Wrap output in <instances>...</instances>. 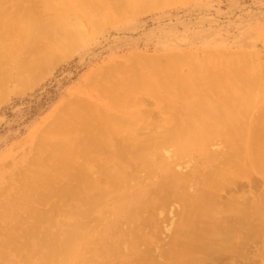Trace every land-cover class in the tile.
<instances>
[{"label": "rangeland", "instance_id": "obj_1", "mask_svg": "<svg viewBox=\"0 0 264 264\" xmlns=\"http://www.w3.org/2000/svg\"><path fill=\"white\" fill-rule=\"evenodd\" d=\"M86 1L0 0V264H174L211 201L264 203V0Z\"/></svg>", "mask_w": 264, "mask_h": 264}, {"label": "bare ground", "instance_id": "obj_2", "mask_svg": "<svg viewBox=\"0 0 264 264\" xmlns=\"http://www.w3.org/2000/svg\"><path fill=\"white\" fill-rule=\"evenodd\" d=\"M48 1V0H47ZM148 1V3H147V9H149V10H152V9H156V8H158V7H160V6H163L164 4H166L167 2H168V0H147ZM93 2H97V3H99V4H104V0H87L86 1V4H87V6L89 7V5H91V4H93ZM138 3V0H127L126 1V9H132L131 7H134V5H136ZM60 4V3H59ZM98 4V8L100 9V5ZM43 6V5H42ZM45 6V5H44ZM105 7V6H104ZM104 7H103V11H104ZM125 7H124V9H125ZM43 8V7H42ZM41 9V8H40ZM52 9H54V8H52ZM134 9V8H133ZM42 10V9H41ZM40 11V10H39ZM48 11H50V9H48ZM99 11H102V7H101V10H99ZM42 11H40V12H38V14H39V16L41 15L40 13H41ZM53 12H55L54 10L52 11V13ZM64 11H62V13H63ZM42 13H44V12H42ZM44 14H46V13H44ZM43 14V15H44ZM57 14V13H56ZM47 15V14H46ZM52 16H53V14H51ZM101 15H103V14H101ZM38 16V17H39ZM51 17V16H50ZM49 17V18H50ZM67 18H68V16H66ZM98 17V16H97ZM110 17V16H109ZM39 18H41V19H43L41 16L39 17ZM52 18V17H51ZM101 18V17H100ZM111 18V17H110ZM47 19V18H46ZM45 18H44V20H45V22L46 23H44L43 24V22H44V20H40L39 21V19H38V21L39 22H41L42 23V26H41V28L43 29V27L45 26L46 27V25H47V27L45 28V29H43V31L44 32H46L45 30H47V28L48 29H50V31L48 32V35L50 34V35H52V29L53 30H56V34H58V33H61L62 31H65L66 29H67V27L69 26V22L70 23H73V21H69L68 22V20L66 19V18H64V17H56V18H53V20L52 19H48V20H46ZM102 20V19H101ZM112 19H108V21H111ZM115 20H116V18H115ZM107 21V20H106ZM40 23V24H41ZM30 26H28V25H26L25 26V28L26 29H28ZM85 27V26H84ZM39 29L40 28H38V30L37 31H39ZM78 29V28H77ZM61 30V31H60ZM67 30H69V31H67ZM66 31V33L67 34H69V32H71L72 30L71 29H67ZM76 29H74L73 28V31H75ZM72 31V32H73ZM77 31V30H76ZM78 31H79V29H78ZM51 32V33H50ZM71 32V33H72ZM87 32V31H86ZM42 33V31L40 32V34ZM70 33V34H71ZM76 33V32H75ZM43 34V33H42ZM45 34H47V33H45ZM35 35V34H34ZM63 34L61 33V35L60 36H62ZM67 36V35H66ZM70 36V35H69ZM86 36H87V34H86ZM85 36V37H86ZM47 37V36H46ZM51 37H53V36H51ZM50 37V38H51ZM53 38H55V37H53ZM53 38H51V39H53ZM38 39V38H37ZM57 39V41H59V39L56 37L55 38V40ZM41 40H43V39H41ZM41 40H39L40 41V44H42L41 43ZM47 40V39H46ZM54 40V41H55ZM23 41V40H22ZM38 44H39V41H37V40H35ZM50 41V40H49ZM53 42V41H52ZM60 42V41H59ZM63 42V41H62ZM75 42V41H74ZM82 42H84V41H82ZM14 43V42H13ZM23 43H24V41H23ZM34 43L35 42H33V45H32V47H34V49H37L38 47H41V48H43V49H40V48H38L37 50H33L34 52L33 53H31V54H37V52H39V49L40 50H42L41 52H43L44 50H45V48L46 47H44L45 45L44 44H42V46L39 44V46H37V47H35L34 46ZM35 44V45H38V44ZM44 45V46H43ZM47 46V45H46ZM51 45H49V47H50ZM31 47V46H30ZM62 47V46H61ZM54 49V48H53ZM30 50V49H29ZM48 50V49H47ZM36 51V52H35ZM68 51V50H67ZM41 52H39L38 54H40ZM47 53V52H46ZM50 54H52L53 52H49ZM56 53V52H55ZM57 54V53H56ZM56 54H54L53 56H55L56 57ZM44 55V54H43ZM58 55V54H57ZM46 56V55H45ZM50 56H52V55H50ZM52 56V57H53ZM215 56V55H214ZM39 57V56H38ZM60 57V56H59ZM241 57V56H240ZM259 57V56H258ZM33 58V57H32ZM42 58H44V57H42ZM57 58H58V56H57ZM56 58V59H57ZM215 58V57H214ZM35 59V58H34ZM33 59V61L32 62H35V60ZM39 59H40V57H39ZM45 59H46V57H45ZM32 59L30 58V60L29 61H31ZM26 61H28V60H26ZM31 62V63H32ZM48 62V61H47ZM31 63H30V65H31ZM42 63V62H41ZM162 63V62H161ZM2 64H5V63H1L0 65H2ZM213 64V63H212ZM5 66V65H4ZM3 66V67H4ZM47 66V65H46ZM211 66V65H210ZM238 68V67H237ZM4 69H5V67H4ZM37 69V68H36ZM43 69V68H42ZM231 69V68H230ZM246 69V68H245ZM31 71L33 70V68H31L30 69ZM35 70V69H34ZM224 70V69H223ZM6 71H7V68H6ZM9 72V71H8ZM39 72H40V70H39ZM35 73V72H34ZM249 73V72H248ZM3 74V73H2ZM1 74V75H2ZM10 74L11 73H9V76H10ZM37 74H38V72H37ZM180 74H181V71H180ZM258 74V73H257ZM20 75V74H19ZM253 75V74H252ZM252 75H250V76H252ZM254 75H256V74H254ZM4 76H5V73H4ZM8 76V79L11 77H9ZM215 76V75H214ZM245 77H246V73H245V75H244ZM35 81H36V77H37V75H36V73H35ZM33 77V78H34ZM3 79H5V78H3ZM8 79L5 81V83L6 82H9L8 81ZM21 80H22V78H20ZM30 79V78H29ZM264 80V79H263ZM2 81V80H1ZM20 81V80H19ZM23 81V80H22ZM218 81V80H217ZM246 81V80H245ZM251 81V80H250ZM250 81H248L249 83H250ZM37 82V81H36ZM2 83H3V81H2ZM15 83H17V84H19L18 83V81H15ZM255 83H257V82H255ZM252 84V83H251ZM250 84V85H251ZM259 84V83H258ZM260 85H261V83H260ZM4 86H6V85H4ZM251 86H253V84L251 85ZM254 86H256V85H254ZM259 86V85H258ZM258 86H257V88H258ZM264 86V85H263ZM9 87V86H8ZM20 87V86H19ZM218 87H219V85H218ZM262 87V86H261ZM259 88H260V86H259ZM263 88V87H262ZM261 88V90H263ZM260 93H261V91H260ZM260 93H259V95H260ZM263 93H264V91H263ZM235 94V93H234ZM236 95V94H235ZM235 95H233V96H235ZM237 96V95H236ZM235 96V97H236ZM240 96H241V94H240ZM240 96H239V94H238V97L237 98H240ZM149 97V96H148ZM222 97H225V95L224 96H222ZM258 97H260V96H258ZM264 102V101H263ZM263 102H262V104H263ZM139 103H141V102H139ZM138 104V103H137ZM136 104V105H137ZM144 104V103H143ZM131 104H129V107H127V108H129L130 109V106ZM141 106V105H140ZM257 106H259V105H257ZM256 106V107H257ZM262 106V105H261ZM260 106V107H261ZM135 107V106H134ZM133 107V108H134ZM126 108V109H127ZM128 109V110H129ZM135 109V108H134ZM256 109V108H255ZM173 111V110H172ZM172 114H175V112L174 113H172ZM254 114V113H253ZM253 117V116H252ZM253 119V118H252ZM181 123V122H180ZM182 126V125H181ZM147 127V126H146ZM252 127V126H251ZM131 129H132V127H130ZM146 129H148V128H146ZM146 129H145V131H146ZM177 130V129H176ZM175 130V131H176ZM168 131V130H167ZM134 133V132H133ZM177 133H179V132H177ZM135 134V133H134ZM161 134V133H160ZM181 136H182V133H181ZM124 137V136H123ZM250 134L248 135V140H247V146H248V142H249V140H250ZM135 139H137V138H135ZM139 139V138H138ZM145 140V139H144ZM156 140V139H155ZM263 140V139H262ZM252 141V140H251ZM94 142H96V140H94ZM113 141H111V143H112ZM114 143V142H113ZM151 143H153V141L151 142ZM156 143V142H155ZM138 143L136 142V145H137ZM135 145V146H136ZM139 145V144H138ZM219 145V144H218ZM131 146H132V143H131ZM133 147V146H132ZM258 151V150H257ZM196 152V151H195ZM145 153V152H144ZM246 153H247V157H248V152H247V149H246ZM142 153H140V154H138V155H136V156H134V158L136 157V159H138L139 161L141 160L139 157H141L142 158V156L143 155H141ZM169 156H170V154H168ZM137 156H138V158H137ZM145 157V156H144ZM142 158V160L143 159H145V158ZM97 158V157H96ZM133 158V159H134ZM165 158V157H164ZM169 158V157H168ZM263 158V157H262ZM110 159V158H109ZM111 159L112 160H114V162L115 161H117V160H119V158L118 157H116V156H112L111 157ZM135 159V160H136ZM161 159V158H160ZM111 160V161H112ZM141 160V161H142ZM208 160V159H207ZM206 160V161H207ZM99 161H100V159H99ZM138 161V163L136 162V164H139L140 163V165H141V162H139ZM145 161H147V160H145ZM130 162V161H129ZM166 161L164 160V163H165ZM168 162V161H167ZM169 162H170V160H169ZM250 162V161H249ZM97 163V162H96ZM163 163V161H162V165L164 164ZM174 163V162H173ZM246 163V162H245ZM135 164V166H137ZM145 163H143V165H144ZM148 163L146 162V164L145 165H147ZM151 163H149V165H150ZM176 164V163H175ZM109 165H110V163H109ZM120 165V164H119ZM149 165H147V166H149ZM160 166H161V163L159 164ZM6 166V165H5ZM4 166V167H5ZM142 166V165H141ZM140 166V167H141ZM204 166V165H203ZM249 166H251V163H249ZM257 166V165H256ZM12 167V166H11ZM197 167V166H196ZM105 168V167H104ZM131 168V167H130ZM173 168V167H172ZM199 168V167H198ZM203 168V167H202ZM253 168V167H252ZM122 169H124V168H122ZM200 169V168H199ZM204 169V168H203ZM208 169V168H207ZM140 170V169H139ZM249 170H251V169H249ZM254 170H258L259 172L260 171H264V162H259L258 163V166L256 167V168H253V171ZM171 171V170H170ZM212 171V170H211ZM253 171H251V172H253ZM116 172H118V171H116ZM115 172V173H116ZM128 172V171H127ZM129 172H131V171H129ZM134 173H136V172H134ZM171 173V172H170ZM174 173H176V171L174 172ZM179 173V172H178ZM246 173V172H245ZM248 173V172H247ZM121 174V173H120ZM158 174V173H157ZM250 174V173H249ZM88 175V174H87ZM91 175V174H90ZM113 175H115V174H113ZM112 175V176H113ZM122 175V174H121ZM125 175V174H124ZM181 176H182V173L180 174ZM192 175V174H191ZM225 175V174H224ZM246 175V174H245ZM1 176V175H0ZM172 176H174V175H172ZM184 176V175H183ZM182 176V177H183ZM92 177V176H91ZM108 177V176H107ZM121 177V176H120ZM132 177V176H131ZM154 177V176H153ZM170 177V176H169ZM168 177V178H169ZM223 177V176H222ZM90 178V176L88 177V179ZM115 178H116V176H115ZM118 176H117V180H118ZM155 178H157V177H155ZM167 178V179H168ZM178 178V177H177ZM93 179V178H92ZM111 179V178H110ZM114 179V178H113ZM112 179V180H113ZM182 179V178H181ZM212 179V178H211ZM242 179H243V177H242ZM245 179H246V177H245ZM264 179V178H263ZM91 180V179H90ZM115 180V179H114ZM120 180H122V177H121V179L119 178V181ZM176 180V179H175ZM235 180V179H234ZM118 181V182H119ZM127 181V179L125 180V182ZM129 181V180H128ZM157 181V180H156ZM174 181V180H173ZM210 181V180H209ZM223 181V180H222ZM254 181V180H253ZM93 182V181H92ZM113 182H116V181H113ZM124 182V183H125ZM168 182V181H167ZM166 182V183H167ZM213 182V181H212ZM256 182V181H255ZM255 182L253 183V184H255ZM159 183H161V181H159ZM191 183V182H190ZM223 183V182H222ZM231 183V182H230ZM94 184V183H93ZM116 184H120V183H117L116 182ZM180 184H182V183H180ZM180 184H178V186H180ZM95 185L96 184H94V189L97 187V185H96V187H95ZM184 185V184H183ZM208 185V184H207ZM211 185V184H210ZM228 185H230V184H228ZM262 185V184H261ZM162 186V185H161ZM189 186H191V184L189 185ZM205 186H206V184H205ZM229 187V186H228ZM254 187V186H253ZM180 188V187H179ZM208 188V187H207ZM231 188V187H230ZM233 188V187H232ZM6 189H8V188H6ZM124 189H125V187H124ZM158 189V188H157ZM227 189H229V188H227ZM246 189V188H245ZM96 190H98L97 188H96ZM96 190H94V192L93 191H91V192H93L92 194H94L95 192H96ZM110 190V189H109ZM163 190V189H162ZM176 190V189H175ZM177 190H178V188H177ZM181 190V192H182V190L183 189H180ZM211 190H213V189H211ZM236 190V189H235ZM261 190H263V189H261ZM99 191H101V192H103V193H101V194H104L105 193V191L103 190V188H101V190H99ZM98 191V192H99ZM122 191V190H121ZM228 191V190H227ZM231 191V190H230ZM234 191V190H233ZM242 191V190H241ZM157 192V191H156ZM159 192V191H158ZM211 192V191H210ZM209 192V193H210ZM223 192H225V191H223ZM240 192V191H239ZM90 193V192H89ZM220 193V192H219ZM230 193V192H229ZM233 193V192H232ZM242 192H240V194H241ZM100 194V195H101ZM111 194V193H110ZM153 194H154V192H153ZM175 194V193H174ZM207 194V193H206ZM216 194H218L217 193V191H216ZM235 194H237L236 192H235ZM234 193H233V197L230 199V200H228L227 202H226V200H225V202H224V204H222V205H220V203H218L217 201V203H218V205H216V204H214L213 202H214V200L213 201H211V204H207V206L208 207H204V208H209V212H210V214H207V215H218V214H216L217 212H221V214H222V212L224 211V214H225V216H226V214H227V216L226 217H223L222 219H220L219 221H218V224H216V225H211V224H204L203 226H204V228H201L200 230H199V232L198 233H194L193 231V233H184V232H182L183 234H182V236L180 237V242H179V244H178V246H177V242H176V244H175V246H177V247H180L179 248V251H178V255H176L175 257H177L176 258V260L175 259H173V261L172 262H174V260H175V263L174 264H256L258 261L260 262V264H264V203H262V205L260 206V208H259V210H256L253 214H245V206L247 207V210L248 209H250V204H249V206H247V205H245V206H243L242 204H243V201L245 200H241V196L244 194H242L241 196H240V194L237 196V195H235ZM247 194V193H246ZM152 195V194H151ZM155 195V194H154ZM263 195V194H262ZM203 196H205V195H203ZM209 196V195H208ZM240 196V197H239ZM244 196H245V194H244ZM258 196V195H257ZM80 197H82V196H80ZM85 197V196H84ZM206 197H207V195H206ZM259 197V196H258ZM180 198V197H179ZM204 198V197H203ZM208 198V197H207ZM243 198V197H242ZM212 199V198H211ZM259 199H260V197H259ZM262 199H263V196H262ZM208 201V200H207ZM241 201H242V204H240L241 203ZM260 201V200H259ZM263 201V200H262ZM158 202V201H157ZM210 202V201H209ZM253 202V201H252ZM247 203V202H246ZM250 203H251V200H250ZM202 204H203V202H202ZM69 205V204H68ZM67 205V206H68ZM244 208H242L241 206ZM200 206H202V205H200ZM249 207V208H248ZM67 208V207H66ZM254 208V207H253ZM62 210V209H61ZM205 210V209H204ZM202 211V210H201ZM208 211H206V213H207ZM216 212V213H215ZM178 213V212H177ZM213 213H215V214H213ZM220 214V213H219ZM220 214V215H221ZM223 214V215H224ZM213 216V217H214ZM215 217H218V216H215ZM219 217H221V216H219ZM205 221V220H204ZM105 224V223H104ZM192 226V225H191ZM186 227V226H185ZM181 228V227H180ZM195 228V227H194ZM193 228V229H194ZM182 229H184V228H182ZM186 229H190V228H186ZM186 231V230H185ZM96 236V235H95ZM179 238V237H178ZM177 241V240H176ZM186 258V259H185ZM169 262H171L170 260H168ZM185 261H187L186 263H185ZM159 263V262H158ZM162 263V262H161ZM162 264H169V263H162ZM258 264V263H257Z\"/></svg>", "mask_w": 264, "mask_h": 264}]
</instances>
